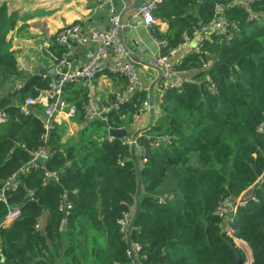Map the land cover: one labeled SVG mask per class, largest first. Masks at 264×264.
I'll return each mask as SVG.
<instances>
[{"label":"trees","instance_id":"1","mask_svg":"<svg viewBox=\"0 0 264 264\" xmlns=\"http://www.w3.org/2000/svg\"><path fill=\"white\" fill-rule=\"evenodd\" d=\"M219 3L239 24L234 39L205 40L203 50L216 60L210 68H203L199 51L186 56L179 67L191 70L198 81L167 93L150 128L136 137L134 149L124 143L128 136L110 139L108 128L129 126L147 98L145 92H136L120 111H109L107 119L91 121L77 143H64V128L56 126L47 143L55 153L45 167L60 170V180L46 183L45 168L19 173L18 188L0 202V224L10 208L21 207L10 226H0V264H134L117 219L125 210L136 213L137 164L140 211L130 234L146 255L141 264H236L244 252L235 238L248 243L252 264H264V134L257 131L264 120V56L253 59L264 52V0L252 4L258 20H250L248 9L233 0H162L155 14L169 29L158 36L169 47L177 46L185 33L193 34L198 19L217 17ZM9 5L0 7V79L7 82L12 74L28 79L14 93L0 94V107L9 115L0 126V194L6 179L43 144V106L26 115L19 105L50 83V78L19 69L7 39L17 24ZM55 50L61 54L65 46ZM207 74L217 91L204 80ZM82 95L87 100L85 89ZM82 118L80 111V122ZM91 126L95 129L89 133ZM138 145L146 147L147 162H142ZM30 191L34 194L27 199ZM243 192L247 203L238 209L230 236L215 210L223 197L234 199ZM64 193L73 203L68 212L59 208ZM167 193L175 198L160 204L158 197ZM39 216L41 232L35 229Z\"/></svg>","mask_w":264,"mask_h":264},{"label":"built area","instance_id":"2","mask_svg":"<svg viewBox=\"0 0 264 264\" xmlns=\"http://www.w3.org/2000/svg\"><path fill=\"white\" fill-rule=\"evenodd\" d=\"M13 0H0V7L10 4ZM100 6L108 9V27L107 28H95L87 32L83 31V27L79 22H74L61 27L54 36L55 44L65 46V50L61 54H55L51 49L52 43L50 41H44V51L53 59L56 74L51 76L46 70L32 71L28 65L26 59V53L29 49H14L12 41L14 40L13 34H8L7 39L10 42V49L15 53L17 59V65L19 69H23L27 73L33 75H39L44 78H50L49 87L40 90L36 96H28L23 103L19 105L20 111L26 115L34 113V107L36 105L43 106V112L40 116L44 124V131L41 135L43 144L33 151L32 157L28 163H26L18 172L13 173L2 187L0 194V202H7V193L9 191H15L19 186V173H25L31 169L45 168V182L59 181L60 170H50L45 167V163L51 159L55 153V150H51L47 147V143L50 139L51 132L56 128L59 123L58 116L63 114L68 118H76L79 112L82 111V119L85 122H91L98 118L107 119L103 114H107L109 111H120L122 107L129 103L136 92H145L146 99L141 101L139 109L133 114V119L140 118L142 113L147 110H151L149 103L150 89L146 87L141 79V75L136 63L131 60L127 54V51L123 44L122 28L123 22L121 13L118 10L116 0H96ZM202 1V0H200ZM258 0H233V3L239 7L246 8L249 11L250 20H258L259 15L252 10V4ZM161 0H151L142 2L137 8V15L143 17L144 24L150 27V33L159 46V54L157 58V64L161 68V79L159 80L158 93L156 97L157 105H161L168 92L172 90L182 89L186 83H195L198 81L194 75H190L191 70L186 68H180L179 65L183 62L172 63L171 57L175 55L183 45L193 44L195 50L202 54L203 68L207 69L215 64V58H213L207 51L203 50V45L206 39L212 36H220L227 42H231L236 31L239 28V24L236 20L228 18L224 14L225 4L220 3L217 6V17L210 21H203L198 19L197 23L193 26V34L185 33L183 35V41L175 47H169L168 41L158 36V18L155 16V11L158 9ZM29 41V40H27ZM73 41L95 43L93 53L89 60L80 68L73 69L71 65V43ZM16 50H20L16 53ZM104 73H112L125 79L126 84L124 88L116 91L113 97L107 100L106 104L102 107H97V99L92 95H88L87 100H84L79 107L76 103H69L64 98L62 92V85L65 80L77 76H87L88 79H92ZM60 75V77H57ZM23 77H19L16 74H12L9 78L11 86L7 88L11 93L23 88L25 86ZM207 85L212 91H217V83L213 80L210 74H207L204 78ZM9 119V115L4 108L0 107V126L5 124ZM257 131L264 134V120L257 126ZM113 139V137H109ZM163 140L170 142L168 137H163ZM156 143L159 139L157 138ZM124 143L135 146L137 141L135 138L126 140ZM139 155L142 162H147V150L143 145H138ZM63 171V170H62ZM246 192V191H245ZM34 192L30 191L29 195L33 196ZM175 198L174 193H167L158 197L160 204H166ZM247 199L243 192L238 197L232 199L230 197H223L216 210L215 214L219 216L223 222V230L230 236H234L233 223L237 211L240 207L245 206ZM73 203L67 199L66 193L62 194L59 208L67 211L72 207ZM46 213H49L46 210ZM21 214V207L10 208L4 220H15ZM132 209L122 212L117 219V223L120 227V232L125 235L127 239L129 227L133 219ZM43 218L39 216L36 223V231H42ZM65 227V224L64 226ZM128 257L132 259V262L136 264L135 260L140 261L141 257H146L142 254V245L138 241H133L131 246L128 245L126 250ZM142 254V255H141ZM0 258H4V254L0 249Z\"/></svg>","mask_w":264,"mask_h":264},{"label":"crops","instance_id":"3","mask_svg":"<svg viewBox=\"0 0 264 264\" xmlns=\"http://www.w3.org/2000/svg\"><path fill=\"white\" fill-rule=\"evenodd\" d=\"M20 1V0H15ZM53 6L46 10L44 15H34L26 20L19 21L9 34H13L14 40L12 46L14 49H29L26 53V59L28 65L32 71L35 70H47L51 66H54L53 59L44 51L42 43L44 41H50L52 43L51 49L55 54H58L55 50L58 46L55 44V33L63 26L79 22L83 31L87 32L95 28H107L108 27V9L100 6L96 0H52ZM138 0H116L118 10L122 15L123 28L122 38L133 53L138 55L142 61H134L139 69L143 84L150 89V86L159 77L160 71L158 69L157 58L159 54V46L150 33V27L144 24L142 16L137 15V8L130 9ZM151 0H142V2ZM162 1V0H161ZM13 2V1H12ZM141 2V3H142ZM220 4V3H219ZM218 4V5H219ZM139 6V5H138ZM155 14V13H154ZM158 18V32L166 34L169 29V24L163 21L159 16ZM29 40V41H27ZM55 47V49H54ZM95 43L92 41L82 42L73 41L71 43V65L73 69L82 67L91 57ZM195 48L193 44H185L181 49L171 57L172 63L176 64L183 62L187 55L193 53ZM20 50H16L19 53ZM23 70V69H21ZM25 74L31 76V73ZM192 71L190 75H192ZM28 77H23L24 83H26ZM78 83H74V82ZM71 84V85H70ZM126 81L124 78L114 75L112 73H104L96 76L90 81L74 80L67 83L64 92V98L69 103H78L83 101L82 89L87 91L88 95L94 96L97 99V107H102L106 104L107 100L113 97L116 91L124 88ZM159 81L156 83L153 89L154 94V111L147 110L142 113L139 119L134 120L125 127L129 130L128 139H133L145 133L147 129L153 123L154 115L157 113L158 105L156 97L158 93ZM11 86V81H7L5 89ZM156 95V96H155ZM76 118H68L61 114L58 116L60 125L63 129V142L77 143L80 140V136L83 133L86 125L91 122H80ZM95 129V126L87 131L89 133ZM126 136V137H127ZM134 146H132L133 148ZM138 149V146H137ZM14 220H4L0 226H10ZM240 243L244 242L248 246V243L242 239H236ZM1 249V248H0ZM250 247L249 251L250 262H253L252 251ZM247 264V263H246Z\"/></svg>","mask_w":264,"mask_h":264},{"label":"water","instance_id":"4","mask_svg":"<svg viewBox=\"0 0 264 264\" xmlns=\"http://www.w3.org/2000/svg\"><path fill=\"white\" fill-rule=\"evenodd\" d=\"M142 2V0H138L134 5H132L130 7V9H134L136 7H138V5ZM122 17V15H121ZM123 22V20H122ZM123 39V38H122ZM123 44H124V47L127 51V54L129 56V58L133 61H142V59H140V57H138V55H136L135 53H133L130 49H128L127 45L124 43V40H123ZM264 56V52L263 53H255L253 55V59L255 61H259V59ZM158 69L160 71V75L159 77L154 81V83L150 86V96H149V103L151 105V111L154 112V94H153V89H154V86L156 85V83L161 79V68L158 66ZM47 73H49L51 76H54L56 74V69L55 67L51 66L49 69L46 70ZM57 77H60V75H57ZM74 80H79V81H90L88 79L87 76H75V77H72L68 80H65L63 82V85H62V92H63V95H64V92H65V87L67 85L68 82L70 81H74ZM106 114H103V117H105ZM129 133V130L125 127H119V128H113V127H109L108 128V136L109 137H118V138H125ZM149 139L151 141H155L156 138L153 137V136H148ZM134 149V147H133ZM137 167H138V171H139V181H138V190H137V198H136V213L131 221V224H130V227H129V232H128V236H127V243L129 246H131V243H132V239H131V229L133 228L134 224H135V221L138 217V214H139V211H140V200H139V195L141 193V189H142V180H141V176H140V165L137 164ZM102 189V184L99 183V186H98V190L99 192L101 191ZM27 199H31V196L28 195L27 196ZM87 239V234L86 232L84 233V242L86 241ZM136 264H141L140 261L138 259L135 260ZM236 264H246V261L244 259V255L242 254H238V258L236 260Z\"/></svg>","mask_w":264,"mask_h":264},{"label":"rangeland","instance_id":"5","mask_svg":"<svg viewBox=\"0 0 264 264\" xmlns=\"http://www.w3.org/2000/svg\"><path fill=\"white\" fill-rule=\"evenodd\" d=\"M52 3H53L52 0H20V1L13 0V2L12 1L10 2L9 9L10 12L13 13L17 18L16 20L18 23V20L19 21L26 20L34 15H44L46 13V10H48L53 6ZM6 83L7 82L3 80L1 81L0 79V94H4ZM155 94L157 93L155 92ZM236 239L237 238H235L234 240L237 248L241 249L244 252V259L246 263L249 264L250 256H249V251H247V248L249 247L239 244L236 241Z\"/></svg>","mask_w":264,"mask_h":264}]
</instances>
